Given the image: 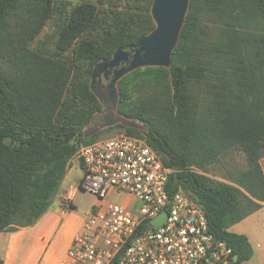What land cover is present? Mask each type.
<instances>
[{
  "label": "trees",
  "instance_id": "16d2710c",
  "mask_svg": "<svg viewBox=\"0 0 264 264\" xmlns=\"http://www.w3.org/2000/svg\"><path fill=\"white\" fill-rule=\"evenodd\" d=\"M153 1L0 0V234L35 224L98 140L85 134L102 110L94 67L155 29ZM50 20L53 45H35ZM117 86L118 113L142 128H112L144 138L174 169L172 192L201 205L236 264L250 260L247 235L230 228L264 202V0H190L171 66L136 68ZM234 150L245 167L223 162Z\"/></svg>",
  "mask_w": 264,
  "mask_h": 264
},
{
  "label": "built area",
  "instance_id": "2783aa9c",
  "mask_svg": "<svg viewBox=\"0 0 264 264\" xmlns=\"http://www.w3.org/2000/svg\"><path fill=\"white\" fill-rule=\"evenodd\" d=\"M73 159L82 177L71 191L97 201L58 264H236L233 247L209 231L201 205L172 192L174 169L144 138L121 132L83 145ZM122 193L125 203L109 202ZM63 206L71 209V199ZM162 211L165 221L152 225Z\"/></svg>",
  "mask_w": 264,
  "mask_h": 264
},
{
  "label": "crops",
  "instance_id": "0c3cea01",
  "mask_svg": "<svg viewBox=\"0 0 264 264\" xmlns=\"http://www.w3.org/2000/svg\"><path fill=\"white\" fill-rule=\"evenodd\" d=\"M261 164L264 172V156L261 158ZM69 171L57 192L60 195L59 206L52 208L50 205L48 211L31 226L21 227L15 231L1 232L0 253L4 264H58L65 257L74 235L80 229L85 218V215L72 212L75 210V192L73 193L71 190L76 185L70 184L69 191H65L64 194L60 193V189L69 183ZM67 198L71 199L74 206L71 209H66L63 206V200ZM262 220H264V202L262 208L234 224L230 229L247 235L249 241L253 242L250 234L252 233L254 237L258 235V229L255 231L253 225H258ZM242 221L246 222L237 231V225Z\"/></svg>",
  "mask_w": 264,
  "mask_h": 264
},
{
  "label": "water",
  "instance_id": "95a60500",
  "mask_svg": "<svg viewBox=\"0 0 264 264\" xmlns=\"http://www.w3.org/2000/svg\"><path fill=\"white\" fill-rule=\"evenodd\" d=\"M189 4L190 0H154L151 14L156 24L155 29L141 37L137 43L129 47H119L110 59L100 61L94 67L91 88L93 89L94 81L102 71L110 73L111 76H107L109 78L107 85L117 108L119 100L117 83L122 76L139 67L171 66L172 54L185 23ZM127 120L133 123L132 120ZM166 217L167 212L162 211L152 220V225H161Z\"/></svg>",
  "mask_w": 264,
  "mask_h": 264
},
{
  "label": "rangeland",
  "instance_id": "374dc122",
  "mask_svg": "<svg viewBox=\"0 0 264 264\" xmlns=\"http://www.w3.org/2000/svg\"><path fill=\"white\" fill-rule=\"evenodd\" d=\"M68 1H71L72 4H76L84 0H68ZM91 1L97 2L98 0H91ZM116 1L121 4H127L129 0H116ZM56 37H57V21L50 20L47 23V25L44 27L40 35L37 37L35 41V45L38 43L39 40H45L48 46H52ZM107 84L108 83L106 82V80H104V78H102L101 82H99L98 78L96 77L94 81L93 90L98 95L102 103V110L93 118L91 123L88 125L85 134L86 135L97 134L98 139L109 138L118 133L124 132V131L120 132L119 128H112L116 126L118 123H122L124 125H129V126H135L137 128H142L139 124L135 122L130 123L125 117H123L118 113L116 104H114L113 102L114 98L111 94V90ZM223 162L238 164L241 167H245L246 165L244 156L238 150L229 152L227 156L223 159ZM69 170H68L69 183H66L60 189V193L62 194H64L65 191H69L71 189L70 184L77 186L79 180L82 177V170L79 160L73 159V161H71ZM211 172L216 178L223 179L224 169L221 166V164H217L211 167ZM59 196L60 195L57 194L53 198V201L51 203L52 208H56L57 206H59V201H60ZM127 199L128 196L126 193L112 194L108 198L110 203H120V204L125 203ZM96 201L97 199L93 194L77 189L74 194L75 210H73L72 212L78 215H85ZM245 222L246 221H242L237 225L238 226L236 228L237 231L238 229L242 228V224H244ZM253 227L255 231H257L258 229V235H256V237H254L252 233L250 234L251 239H253V242L250 240L253 247V257L250 261L248 260V262L246 261L244 264H264V220H262L258 225L257 224L253 225Z\"/></svg>",
  "mask_w": 264,
  "mask_h": 264
},
{
  "label": "flooded vegetation",
  "instance_id": "af4514ba",
  "mask_svg": "<svg viewBox=\"0 0 264 264\" xmlns=\"http://www.w3.org/2000/svg\"><path fill=\"white\" fill-rule=\"evenodd\" d=\"M107 76L110 77L111 74L110 73L107 74L106 71H102L100 76L97 77L98 81L101 82L102 78H104V80H106V82L109 83V78Z\"/></svg>",
  "mask_w": 264,
  "mask_h": 264
}]
</instances>
